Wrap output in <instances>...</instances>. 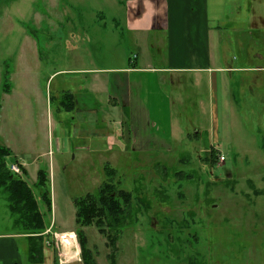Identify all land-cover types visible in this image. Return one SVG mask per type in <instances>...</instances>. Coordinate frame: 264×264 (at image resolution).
Here are the masks:
<instances>
[{"label":"rangeland","instance_id":"374dc122","mask_svg":"<svg viewBox=\"0 0 264 264\" xmlns=\"http://www.w3.org/2000/svg\"><path fill=\"white\" fill-rule=\"evenodd\" d=\"M123 1L0 0V146L15 160L51 143L45 264L65 260L68 244L77 257L66 264L84 263L74 201L97 193L105 167L132 201L114 253L94 223L82 228L96 264H264V0H209L212 66L222 71L210 74L211 87L207 76L198 88L161 83L173 140L148 155H119L109 120L85 128L76 112L59 113L61 96L79 94L84 76L48 81L66 69L113 73L139 52L118 35ZM163 54L150 52L153 66ZM27 182L33 187L32 171ZM5 199L0 190V232L15 230Z\"/></svg>","mask_w":264,"mask_h":264},{"label":"crops","instance_id":"0c3cea01","mask_svg":"<svg viewBox=\"0 0 264 264\" xmlns=\"http://www.w3.org/2000/svg\"><path fill=\"white\" fill-rule=\"evenodd\" d=\"M122 4L124 12L119 19L118 35L130 36L133 43L129 41L146 58L136 52L132 61L129 58L127 64L113 73L93 69L58 70L48 81L59 73L68 77L84 76L75 85L79 94L66 92L61 96L59 113L76 112L78 124L85 128L98 124V117L100 123L109 120L107 139L117 147L119 155L122 152L148 155L152 154V149H166L173 140L169 104L161 91L162 84L178 86L189 82L198 88L207 76L211 87L214 85L210 74L222 69L212 66L209 0H126ZM121 41L124 44L122 37ZM153 50L164 53L160 56L164 58L159 67L153 66L150 55ZM224 70L231 74L235 68ZM162 74L166 76L161 77ZM225 90L229 106H237L231 86ZM55 145L61 149L60 145ZM47 149L42 153L31 151L24 156L15 152V161L24 171L26 181L30 171L35 173L36 181L37 172L43 165L51 171L50 178L54 171L51 143ZM52 230L51 225L46 236L53 235ZM25 262L28 264L26 237L17 229L0 232V264Z\"/></svg>","mask_w":264,"mask_h":264},{"label":"trees","instance_id":"16d2710c","mask_svg":"<svg viewBox=\"0 0 264 264\" xmlns=\"http://www.w3.org/2000/svg\"><path fill=\"white\" fill-rule=\"evenodd\" d=\"M10 157L11 152L0 146V190L6 196L7 210L13 227L26 237L27 263L45 264V248L49 247L46 245V239L49 237L45 234L48 230L45 217L51 213L48 169L45 165L40 167L36 181L31 187L26 179L20 178L8 170L11 163H16L14 159L9 160ZM210 161L214 162L213 156H210ZM108 168H104L106 182L102 184L96 194L87 195L83 199L74 201L77 225L75 235L80 246L83 264H96V262L86 247L82 228L94 223L98 230L105 234L114 253L117 250L116 243L120 238V232L124 228L121 219L127 215L132 201L130 193L119 190L111 182L115 173ZM21 171L23 176L24 171L22 169ZM35 189L41 190L37 196L34 194ZM113 256L114 254H112V258ZM52 263L58 264L56 261Z\"/></svg>","mask_w":264,"mask_h":264},{"label":"bare ground","instance_id":"6f19581e","mask_svg":"<svg viewBox=\"0 0 264 264\" xmlns=\"http://www.w3.org/2000/svg\"><path fill=\"white\" fill-rule=\"evenodd\" d=\"M65 261L70 262L77 257V249L75 244H68L64 247Z\"/></svg>","mask_w":264,"mask_h":264},{"label":"built area","instance_id":"2783aa9c","mask_svg":"<svg viewBox=\"0 0 264 264\" xmlns=\"http://www.w3.org/2000/svg\"><path fill=\"white\" fill-rule=\"evenodd\" d=\"M135 57H133L134 59ZM220 161L223 162L224 161V158H220ZM8 170L16 175V176H22V171H21V168L19 167V165H17L16 163H11L9 166H8ZM59 236V235H58ZM59 264H66V261L64 259H60L59 261Z\"/></svg>","mask_w":264,"mask_h":264}]
</instances>
